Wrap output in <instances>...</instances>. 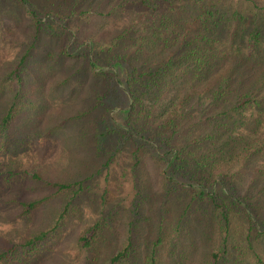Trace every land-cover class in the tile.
Here are the masks:
<instances>
[{"label":"trees","instance_id":"1","mask_svg":"<svg viewBox=\"0 0 264 264\" xmlns=\"http://www.w3.org/2000/svg\"><path fill=\"white\" fill-rule=\"evenodd\" d=\"M1 4L24 14L31 34L24 53L0 76V92L11 91L0 117V150L20 142L8 131L27 106L30 52L47 36L67 42L60 55L80 61L102 84L88 110L49 131L60 132L98 110L89 139L102 158L100 169L125 150L132 161L135 190L126 217L110 209L77 239L91 252L90 264H161L163 247L174 251L181 233L194 225L213 242L205 264H244L246 250L264 239V214L236 180L241 163L264 146V0H106L107 16L130 15L127 7L135 6L152 18L140 43L132 41L137 32L132 22L113 36L75 40L80 27L75 18L86 15L84 10L44 9L33 0ZM67 80L54 87L65 88ZM145 158L158 171L155 194L145 185ZM24 173L0 171V202L19 180L27 182L31 195L19 202L22 215L56 197L64 202L46 228L2 251L0 264L42 254L80 213L85 179L50 182ZM256 264L264 263L257 257Z\"/></svg>","mask_w":264,"mask_h":264},{"label":"rangeland","instance_id":"2","mask_svg":"<svg viewBox=\"0 0 264 264\" xmlns=\"http://www.w3.org/2000/svg\"><path fill=\"white\" fill-rule=\"evenodd\" d=\"M33 1L44 9L77 13L86 11L82 18H75L80 22L75 40L89 39L95 34L105 35L106 32L113 36L122 30L124 24L132 22L137 31L132 41L140 43V37L152 19L135 6L127 7L130 15L126 11L118 18L107 16L109 8L106 7V0ZM1 5L0 76L10 71L24 53L31 34L24 14L11 10L5 4ZM110 27L113 30L109 33L107 29ZM66 43L64 40L41 36L32 48L29 84L26 87L27 106L11 125L7 135L19 138L20 142L18 146L7 143L0 150V171H25L23 176L26 178L38 173L50 182L85 179L84 190L78 199L80 213L66 224L60 239L51 242L42 254L20 264H90L91 252L78 245V237L100 214L110 209L119 210L125 218L135 190L130 172L132 161L127 150L118 155L109 168L100 169L102 158L95 155L92 140L89 139L91 123L98 110L90 112L74 125L66 124L60 132L49 131L64 118L77 111L88 110L95 96L102 91V84L91 78L80 61L60 55ZM67 77L65 88L54 87ZM10 97V90L0 92V117ZM144 162L145 185L148 191L155 194L159 185L155 183L158 171L149 158H145ZM236 180L250 199L259 204L264 214V146L261 154L241 163ZM18 183L22 184H17L4 196V202H0V253L46 228L64 202V198L56 197L32 215H22L19 202L31 195L25 192L26 181L19 180ZM42 194L40 192L34 196ZM180 240L179 246L172 252L168 251L167 244L163 247L161 264H175L181 259L188 264H205L214 247L213 242H207L195 225L188 232L181 233ZM241 245L245 247L246 243ZM101 252L102 258H106L107 253ZM257 257L264 263V239L254 243L253 251L246 250L244 264H256Z\"/></svg>","mask_w":264,"mask_h":264}]
</instances>
